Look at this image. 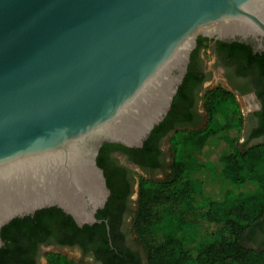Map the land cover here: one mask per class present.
<instances>
[{"label": "water", "instance_id": "obj_1", "mask_svg": "<svg viewBox=\"0 0 264 264\" xmlns=\"http://www.w3.org/2000/svg\"><path fill=\"white\" fill-rule=\"evenodd\" d=\"M200 35L264 38V0H0V233L50 206L100 222V147L142 145Z\"/></svg>", "mask_w": 264, "mask_h": 264}, {"label": "flooded vegetation", "instance_id": "obj_2", "mask_svg": "<svg viewBox=\"0 0 264 264\" xmlns=\"http://www.w3.org/2000/svg\"><path fill=\"white\" fill-rule=\"evenodd\" d=\"M263 54L264 38L198 36L184 75L188 84L173 116L155 131L152 129L140 147L107 143L99 150L96 162L100 161L117 192L110 200L109 189L106 202L96 210L94 216L100 222L79 225L57 206L38 209L19 217L20 223L7 229L8 252L16 256L1 252L0 259L6 264H48L49 254L57 252L84 264H146V251L133 228L141 178L156 179L159 174L164 178L170 173V137L181 130L205 126L208 115L204 101L218 85L232 92L239 106V97H246L247 112H240L247 143L264 141V79L250 62ZM254 235L259 243L264 241L262 229H256Z\"/></svg>", "mask_w": 264, "mask_h": 264}, {"label": "trees", "instance_id": "obj_3", "mask_svg": "<svg viewBox=\"0 0 264 264\" xmlns=\"http://www.w3.org/2000/svg\"><path fill=\"white\" fill-rule=\"evenodd\" d=\"M250 62L263 80L264 54L258 60L253 57ZM187 84L186 75L167 115L152 131L173 116ZM204 106L208 115L204 127L181 130L170 137V173L164 178H141L139 182L133 228L146 251V264H264V241H260L259 247L246 243L248 240L256 242V229L264 231V141L222 156L221 174L232 186L214 183L209 187L211 170L198 162L199 156L209 145L225 138L231 127H240L242 115L234 94L221 85L207 93ZM106 145L104 143L99 150L105 149ZM97 163L102 168L98 159ZM104 176L111 190L110 200H113L117 192L108 175ZM192 181L196 182L197 189ZM200 186L209 196L198 216L195 200ZM18 223L19 218H14L2 227L0 234L4 245L0 253L16 256V253L8 252L10 244L6 233ZM161 224L163 230L155 231L154 227ZM198 226L205 228L210 239L194 247L182 233ZM0 264L6 262L0 259ZM48 264L84 263L54 252L49 254Z\"/></svg>", "mask_w": 264, "mask_h": 264}, {"label": "rangeland", "instance_id": "obj_4", "mask_svg": "<svg viewBox=\"0 0 264 264\" xmlns=\"http://www.w3.org/2000/svg\"><path fill=\"white\" fill-rule=\"evenodd\" d=\"M248 101H246V97H239V108L244 113L247 112ZM246 131L243 124L238 126H233L230 128L228 135L225 138H221L216 143L209 145L203 153L199 156L198 162L203 164L206 168L211 170L212 179L209 177L210 183L208 186H212L215 184L226 185L231 187L232 184L229 180L225 179L221 174V157L227 155L229 153H234L238 149H242L243 147L249 145L246 141ZM161 177V174L157 175V178ZM192 185L194 188H198L196 182L192 181ZM236 190V189H235ZM236 192H239L237 190ZM207 196H209L208 192L205 191L203 186H200V193L196 197V205L198 209V216L201 215L203 207L206 204ZM163 225H158L154 227L155 231L163 230ZM191 245L194 247H199L206 243L210 237L208 232L203 227H196L193 229H187L183 233ZM248 246L259 247L261 244L258 241H246ZM72 255V254H70Z\"/></svg>", "mask_w": 264, "mask_h": 264}, {"label": "bare ground", "instance_id": "obj_5", "mask_svg": "<svg viewBox=\"0 0 264 264\" xmlns=\"http://www.w3.org/2000/svg\"><path fill=\"white\" fill-rule=\"evenodd\" d=\"M236 26H230V27H226V26H221L216 28L215 30L218 31L220 34H226L228 32H232V31H237V29H235Z\"/></svg>", "mask_w": 264, "mask_h": 264}]
</instances>
